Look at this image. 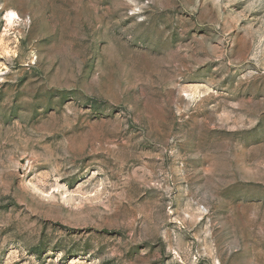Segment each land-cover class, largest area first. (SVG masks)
Segmentation results:
<instances>
[{"label": "rangeland", "instance_id": "rangeland-1", "mask_svg": "<svg viewBox=\"0 0 264 264\" xmlns=\"http://www.w3.org/2000/svg\"><path fill=\"white\" fill-rule=\"evenodd\" d=\"M0 264H264V0H0Z\"/></svg>", "mask_w": 264, "mask_h": 264}, {"label": "bare ground", "instance_id": "bare-ground-1", "mask_svg": "<svg viewBox=\"0 0 264 264\" xmlns=\"http://www.w3.org/2000/svg\"><path fill=\"white\" fill-rule=\"evenodd\" d=\"M11 16H13V15H11Z\"/></svg>", "mask_w": 264, "mask_h": 264}]
</instances>
